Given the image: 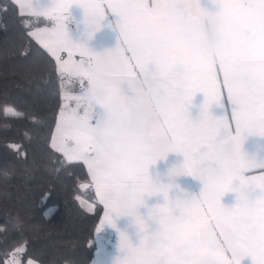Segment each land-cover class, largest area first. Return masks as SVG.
I'll use <instances>...</instances> for the list:
<instances>
[{
  "label": "snow or ice",
  "instance_id": "obj_1",
  "mask_svg": "<svg viewBox=\"0 0 264 264\" xmlns=\"http://www.w3.org/2000/svg\"><path fill=\"white\" fill-rule=\"evenodd\" d=\"M136 2L130 13L125 0H17L21 15L51 22L29 35L55 58L61 77L80 84L78 93L64 91L51 147L68 165L87 167L91 185L80 187H93L103 205L93 264L106 251V227L118 234L111 264H264V156L244 149L249 137L264 138V0H213L216 11L201 0ZM207 19L230 24L229 57L204 55ZM105 28L118 32L117 42L97 51L89 42ZM198 93L204 100L194 117ZM213 105L223 114L214 115ZM7 114L23 115L14 107ZM133 120L147 139L124 133ZM9 147L23 156L20 146ZM170 153L183 161L154 177L150 169ZM184 176L202 181V190L182 188L177 178ZM230 192L231 206L222 200ZM151 197L162 202L150 204ZM122 218L130 222L121 226ZM197 237L199 246L183 250ZM28 254L16 247L5 264H35Z\"/></svg>",
  "mask_w": 264,
  "mask_h": 264
},
{
  "label": "trees",
  "instance_id": "obj_2",
  "mask_svg": "<svg viewBox=\"0 0 264 264\" xmlns=\"http://www.w3.org/2000/svg\"><path fill=\"white\" fill-rule=\"evenodd\" d=\"M42 25L51 22L0 0V227L6 229L0 231V264L19 246L29 249L25 259L41 264H93L102 204L93 187H80L91 185L87 167L68 165L51 147L62 93L80 84L61 77L54 57L29 35ZM6 105L23 115H6ZM9 145L20 146L23 156Z\"/></svg>",
  "mask_w": 264,
  "mask_h": 264
},
{
  "label": "crops",
  "instance_id": "obj_3",
  "mask_svg": "<svg viewBox=\"0 0 264 264\" xmlns=\"http://www.w3.org/2000/svg\"><path fill=\"white\" fill-rule=\"evenodd\" d=\"M17 6V0H13ZM201 4L203 7L208 8L211 11H216L218 10V6L213 2V0H201ZM19 9V6H18ZM20 11V9H19ZM73 15L79 20L82 19L83 17V9L79 8L78 6L74 5L72 10ZM21 13V12H20ZM44 27H51V25H42L39 27H35L31 29L30 33L33 32L34 30L38 28H44ZM73 25H69L70 30L73 29ZM73 37L74 38H79V33L73 31ZM117 37H118V32L114 31L113 29L110 28H105L102 29L100 32H98L93 40H91L90 46H92L95 50L97 51H103L105 48L108 47H113L115 46L117 42ZM37 41V40H36ZM38 42V41H37ZM39 43V42H38ZM66 53H62V56L66 58ZM79 59V57H76ZM55 59V58H54ZM69 92L72 93H78L79 90H68ZM64 94V91L62 93V96ZM204 100V94L203 93H198L197 96L194 98V105L197 107H193L192 113L193 116L195 117L199 113V108L198 105L201 104ZM65 103V100H64ZM63 103V105H64ZM62 105V106H63ZM61 106V107H62ZM71 106L75 107V103L71 102ZM61 107L58 111L57 115V121L55 124V127L52 132V136L55 135L56 133V127H57V122L59 120V114ZM229 111H230V106H229ZM211 112L214 115H222L223 114V109L219 105H213L211 108ZM51 136V137H52ZM245 151L249 152L250 154H259L260 156H264V138L260 137H249L248 140L245 142L244 145ZM183 161V155L182 154H177V153H170L168 156L167 161H159L157 165L152 166L150 171L153 173L154 177L159 171L160 173H166L167 169L172 166L175 163H181ZM177 183L181 185L182 188L188 190L189 192L193 194H198L200 190L203 188V182L190 176H184V177H178L177 178ZM223 202L226 205L231 206L236 202V193H227L223 198ZM155 202H162L158 197H151L149 198V203H155ZM103 207V205H102ZM103 216V210L102 214L100 217ZM100 220V219H99ZM129 218H122L120 221L121 226H124L125 224L129 223ZM98 226H99V221H98ZM96 236V233H95ZM101 237V244L103 247L106 249V251H102L99 256L100 264H111L112 259L114 258L115 255L118 254V234L114 229L111 227H106L102 232L100 233ZM34 260V259H32ZM35 261V264H41L40 262ZM243 264H251V258H246Z\"/></svg>",
  "mask_w": 264,
  "mask_h": 264
},
{
  "label": "clouds",
  "instance_id": "obj_4",
  "mask_svg": "<svg viewBox=\"0 0 264 264\" xmlns=\"http://www.w3.org/2000/svg\"><path fill=\"white\" fill-rule=\"evenodd\" d=\"M125 7L130 13H134L138 4L136 0H125ZM204 27L209 36L208 41L203 45L204 55L209 60L215 61L229 57L231 49L228 46L226 34L231 30L230 24L221 20L207 19L204 21ZM248 59H250L249 56H244L242 58L243 61H247ZM123 131L127 136L133 139L145 140L148 137V131L137 120L125 123ZM201 243V238L197 237L192 242L185 244L183 250L191 251Z\"/></svg>",
  "mask_w": 264,
  "mask_h": 264
},
{
  "label": "rangeland",
  "instance_id": "obj_5",
  "mask_svg": "<svg viewBox=\"0 0 264 264\" xmlns=\"http://www.w3.org/2000/svg\"><path fill=\"white\" fill-rule=\"evenodd\" d=\"M64 99V98H63ZM8 107H14V106H12V105H6L5 107H4V111H6V109L8 108ZM15 108V107H14ZM17 111H18V109L17 108H15ZM11 256V255H10ZM10 258V257H9ZM8 258V259H9Z\"/></svg>",
  "mask_w": 264,
  "mask_h": 264
}]
</instances>
